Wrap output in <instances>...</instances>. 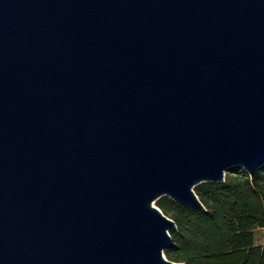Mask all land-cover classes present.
<instances>
[{
  "label": "water",
  "instance_id": "1",
  "mask_svg": "<svg viewBox=\"0 0 264 264\" xmlns=\"http://www.w3.org/2000/svg\"><path fill=\"white\" fill-rule=\"evenodd\" d=\"M264 164V0H0V264H186L153 201Z\"/></svg>",
  "mask_w": 264,
  "mask_h": 264
},
{
  "label": "trees",
  "instance_id": "2",
  "mask_svg": "<svg viewBox=\"0 0 264 264\" xmlns=\"http://www.w3.org/2000/svg\"><path fill=\"white\" fill-rule=\"evenodd\" d=\"M227 171L224 182L195 186L204 211L168 198L160 202L177 224L171 231L177 247L165 252L167 258L186 264H264V243L255 239V230L264 227V164L254 178L239 166Z\"/></svg>",
  "mask_w": 264,
  "mask_h": 264
},
{
  "label": "rangeland",
  "instance_id": "3",
  "mask_svg": "<svg viewBox=\"0 0 264 264\" xmlns=\"http://www.w3.org/2000/svg\"><path fill=\"white\" fill-rule=\"evenodd\" d=\"M233 167V166H232ZM227 171V170H226ZM226 173H229V171H227ZM171 199L169 196H161V197H159L157 200H155V201H153V205H155V206H158L159 207V205H160V202H166V200L165 199ZM160 199V200H159ZM159 200V201H158ZM163 212H167L166 210H167V208H161V207H159ZM169 214V213H168ZM255 239H256V242L257 243H259V244H263L264 243V227H262V228H257L256 230H255ZM167 251V250H166ZM165 251V252H166Z\"/></svg>",
  "mask_w": 264,
  "mask_h": 264
}]
</instances>
